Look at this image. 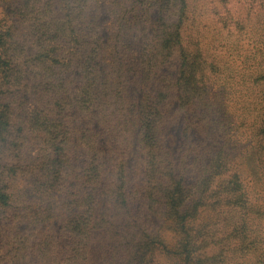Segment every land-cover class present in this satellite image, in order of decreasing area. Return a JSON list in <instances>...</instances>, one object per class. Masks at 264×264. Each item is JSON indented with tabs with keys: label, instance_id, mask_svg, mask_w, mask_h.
Returning <instances> with one entry per match:
<instances>
[{
	"label": "trees",
	"instance_id": "trees-1",
	"mask_svg": "<svg viewBox=\"0 0 264 264\" xmlns=\"http://www.w3.org/2000/svg\"><path fill=\"white\" fill-rule=\"evenodd\" d=\"M257 7L219 16L210 53L190 0H0V264H264V175L250 192L203 137L209 89H238L264 160V53L230 61Z\"/></svg>",
	"mask_w": 264,
	"mask_h": 264
},
{
	"label": "rangeland",
	"instance_id": "rangeland-1",
	"mask_svg": "<svg viewBox=\"0 0 264 264\" xmlns=\"http://www.w3.org/2000/svg\"><path fill=\"white\" fill-rule=\"evenodd\" d=\"M261 1L264 0H190L193 7L197 9L195 12L196 21L198 24L197 31H200L203 38L205 39V43L207 44L205 49H210L209 52H212L211 45L213 44V41L219 39L217 30H215V21L219 16H225L227 9L231 10L234 8L235 10L237 3L243 8H246L250 3H253L255 9L259 10V7L257 6L261 3ZM241 2L245 4H241ZM245 11L246 10L243 9L242 13ZM105 12V8L100 9V23L104 22L105 18H107L105 16ZM154 17L157 21L156 14ZM248 25H250V27L248 28V31H245L243 34L240 50L238 52L241 57L238 58L237 61H233L232 59L230 61L236 66H243V64H245L244 62H246L247 64L245 65L248 67L255 63L253 66L256 68L257 65L259 66L258 63L262 60L261 52L264 53V25L257 26L252 22H250ZM154 30L155 29L152 27L146 34L144 33L143 35L137 32H132L131 36H133V38H140L134 40L133 42L134 52L137 53L139 57H141L143 50L146 47L148 37H150V34L153 35ZM253 55L255 56L254 60L251 59ZM172 70L173 69H171L170 72H175V70ZM165 72H167V70L163 69L162 73ZM156 78H158V76H156L155 79ZM155 84L156 83H154V85ZM223 91H225V88L221 89L220 86L209 89L210 108L208 111H205L209 122L207 123V130L203 137L205 138L206 146L210 150L211 154L216 153L218 150L224 149L232 156L236 169L240 170V172L244 174V182L246 187L250 192H254L255 186L259 184L258 182L260 181L261 176L264 175V167L262 168L261 166L262 163L264 165V160L260 159L258 156L251 126H248L247 129H243L238 128L237 125L233 123L234 121L238 124L239 120L233 118L234 116L238 115L237 113L239 109L243 107L244 99L242 95L246 94L238 95L235 93L238 91V89L232 90L230 95L231 98L228 101L226 100L228 97H225V94L222 93ZM138 96H140V91L138 92ZM250 98L253 99V97ZM240 100L242 101L241 104H237ZM224 101L227 103V105L223 103ZM252 107L253 105L251 101L248 109L249 115L247 114L248 117L252 116L254 113L251 111ZM223 112H227L228 115L226 114L224 116ZM251 113L252 115H250ZM173 135L174 137H177V135ZM173 145L174 142L172 139L170 146L175 148L176 146ZM140 154L141 153L137 150V148H134L133 154L129 158L131 179H134L135 177L134 172L136 165L140 162ZM150 220L155 225L162 223V221L157 217L150 216ZM166 237L169 243H173L175 241L174 234L170 231L166 232ZM161 260L162 264H171L166 258Z\"/></svg>",
	"mask_w": 264,
	"mask_h": 264
}]
</instances>
